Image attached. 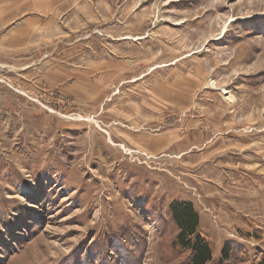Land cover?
I'll return each instance as SVG.
<instances>
[{
  "label": "rangeland",
  "instance_id": "rangeland-1",
  "mask_svg": "<svg viewBox=\"0 0 264 264\" xmlns=\"http://www.w3.org/2000/svg\"><path fill=\"white\" fill-rule=\"evenodd\" d=\"M176 201L263 260L264 0H0V264H184Z\"/></svg>",
  "mask_w": 264,
  "mask_h": 264
},
{
  "label": "trees",
  "instance_id": "trees-1",
  "mask_svg": "<svg viewBox=\"0 0 264 264\" xmlns=\"http://www.w3.org/2000/svg\"><path fill=\"white\" fill-rule=\"evenodd\" d=\"M170 212L179 228L174 246L190 253L184 264H212L215 250L198 231L200 220L193 205L189 202L176 201L170 205ZM230 254L231 247L228 245L222 250L221 261L230 260ZM259 264H264V258Z\"/></svg>",
  "mask_w": 264,
  "mask_h": 264
},
{
  "label": "bare ground",
  "instance_id": "bare-ground-1",
  "mask_svg": "<svg viewBox=\"0 0 264 264\" xmlns=\"http://www.w3.org/2000/svg\"><path fill=\"white\" fill-rule=\"evenodd\" d=\"M228 99H232V97L230 96ZM123 147V146H122Z\"/></svg>",
  "mask_w": 264,
  "mask_h": 264
}]
</instances>
